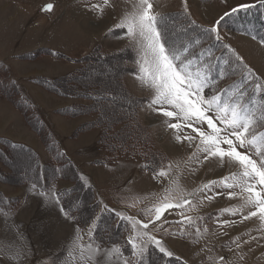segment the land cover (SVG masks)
<instances>
[{
	"label": "rangeland",
	"instance_id": "obj_1",
	"mask_svg": "<svg viewBox=\"0 0 264 264\" xmlns=\"http://www.w3.org/2000/svg\"><path fill=\"white\" fill-rule=\"evenodd\" d=\"M254 1L258 0H151V3L152 11L157 15L183 9L195 22L211 26L230 9ZM136 2L110 0L101 14L91 6L103 5V0H0V66L7 69L9 80L18 90L13 94V101L0 94V136L31 145L41 160H47L51 152L28 124L24 112L36 116L43 123V133L56 144L58 153L69 157L82 179L92 184L93 200L99 199L96 215L86 225H81L75 220L74 212H62L60 203L56 202L57 188L70 185L71 180L58 177L46 188L0 180V192L16 199L11 205L0 207V264H85L77 244L86 248L91 241L105 248L114 244L120 246L118 242L93 239L92 231L100 215L109 211L115 215L112 216L114 223L117 219L123 220L128 240L134 233L132 221L125 217L148 223L146 210L155 205L164 195L165 188H172L174 182L184 198L196 207L185 204L182 209L172 208L160 221L149 223L145 231L163 241L168 250L188 264H214L220 256L231 264H264V224L257 217L241 222V215L227 211L243 204L240 197L228 198V192H239V188L217 186L210 192L189 195L209 181L219 182L224 177H231L238 169L228 164L221 167L215 161L200 164L195 159L190 160L196 151L195 146L189 147L187 142L176 143L174 130L167 128L165 118L149 107L154 93L138 82L135 75L138 71L125 73L123 81L136 96L145 99L139 104L138 115L149 129L151 146L167 157L161 164L165 168L170 162L172 164L171 172L165 178H154L153 170L142 166L141 154L124 153L110 160L105 148L97 141L100 130L96 127L72 135L73 129L88 117H67L58 111V107L85 102L84 98L57 95L35 80L39 75L52 78L73 70L80 63L78 58L90 52L95 44L105 51L131 49L138 57L137 47L125 36L126 29L116 27L126 14L134 10ZM47 4L53 5L50 12L42 10ZM226 17L218 26L221 39L235 46L239 57L258 76L259 90L264 93V43L234 30L231 25L238 22L231 17L234 23L228 25ZM164 22H167L164 29L169 40L188 39L187 34L180 37L177 34L184 22L167 19ZM207 38L217 39L216 34L210 32ZM43 46L50 50L36 51ZM107 61L109 66L120 63L115 58L105 59ZM96 67L102 71L101 75L108 73L106 81L113 85L114 78L109 80L111 69L100 63ZM222 68L216 67L212 75H218ZM228 79H220L217 88ZM105 86L109 89V85ZM172 122L178 121L173 119ZM181 134H192L191 129L185 127ZM253 158L256 157L253 155ZM85 193L89 194L87 190H81L74 195L72 202L88 207L83 199ZM212 195L214 199L209 201L206 197ZM248 211L245 208L243 215ZM181 212L184 217L193 218L191 225L186 221L178 223L182 221ZM164 220L167 223L159 229L157 225ZM224 221L235 223L224 225ZM197 227L202 232L206 227L207 232L198 243H194ZM77 235L81 238L79 241H76ZM237 244L241 247L237 248ZM241 254L244 256L242 260L239 258ZM88 255L85 251L84 256Z\"/></svg>",
	"mask_w": 264,
	"mask_h": 264
},
{
	"label": "snow or ice",
	"instance_id": "obj_2",
	"mask_svg": "<svg viewBox=\"0 0 264 264\" xmlns=\"http://www.w3.org/2000/svg\"><path fill=\"white\" fill-rule=\"evenodd\" d=\"M109 2L110 0H103V5L93 4L91 7L102 14L104 6H108ZM249 7L252 5L242 4L238 8H232L231 12ZM52 8V4H47L42 10L50 12ZM133 9L116 27L126 29L125 36L137 47L136 79L154 93L149 107L165 118L166 127L174 130L176 143L187 142L189 147L195 146L196 151L189 158L190 160L195 159L200 164L215 161L221 167L228 164L238 169L236 173L231 174V177H224L219 182L209 181L189 195L210 192L217 186L225 189L239 188V192H228V198L240 197L243 204L235 210L227 211H231L232 215H241V222L257 217L261 224H264V132L258 131L259 128H264V94L260 95L258 101L257 93L249 95L248 90L243 87V82L239 86L217 91L218 81L224 78V72L221 71L213 76L211 64L198 58V56L202 57L203 53L193 54L189 46L180 48L174 41L169 40L163 34L166 32V29L162 27L163 17H159L152 11L151 0H137ZM229 14L225 12L208 30L215 33L218 40L221 39L218 25ZM261 43H264V40ZM255 87L260 89L261 85L257 83ZM173 119L178 122L173 123ZM185 127L190 128L192 134H181ZM253 155L256 158H253ZM171 169V162L167 168L161 164L152 169L153 176L154 178L168 177ZM230 179L231 182H229ZM214 195L206 198L211 201ZM56 202L59 203V200ZM185 204H189L192 208L196 207L184 198V194L174 182L173 187L165 188L164 195L159 201L146 210L148 223L125 217L132 221L134 233L127 240V244L130 245L128 256L124 255V249L119 245L114 244L110 248H105L90 241L86 248L77 244L81 250V259L85 260V264L89 262L91 264H145V255L150 245L164 256L172 257L173 253L165 247L163 241L156 239L145 230L148 229L149 223L154 224L155 221H160L165 212L172 208L182 209ZM245 208L249 210L247 215H243ZM61 211L63 212L64 209L61 208ZM181 216L182 221L178 223L184 221L189 225L193 223L192 217H184L182 212ZM164 223L167 221H162L157 227L163 229ZM234 223L235 221L223 222L224 225ZM206 232V227L203 232L197 227L196 239L193 242L198 243ZM180 234H183V230ZM80 239L77 235L76 241ZM236 246L241 247L239 244ZM85 251L89 253L87 257L84 256ZM239 258L242 260L243 254ZM214 264H231V262L224 256H220Z\"/></svg>",
	"mask_w": 264,
	"mask_h": 264
},
{
	"label": "trees",
	"instance_id": "obj_3",
	"mask_svg": "<svg viewBox=\"0 0 264 264\" xmlns=\"http://www.w3.org/2000/svg\"><path fill=\"white\" fill-rule=\"evenodd\" d=\"M229 13L226 17L229 19L228 25L234 23V20L230 18L236 15L234 19L238 23L231 25L234 30L254 36L261 41L264 40V3L262 0L256 1L252 7L240 8L236 12L230 10ZM238 15L240 19H238ZM158 16L163 17V28L167 23L164 22L166 19L171 22H184L180 27L182 29L177 34H180L179 37L187 34L190 38L188 37L187 40L179 38L175 41L178 47L189 46L193 54L203 53L202 57L198 56V58L205 63H210L212 72L216 67H223L221 71L224 72V78L229 79L220 88H217V91L239 86L243 82V87L248 90L249 95L257 93L256 99L259 101L260 95L264 93L255 87L257 83L259 84L258 76L240 58L241 56L234 45L222 41V39L215 41V38L213 40L207 38L208 30L213 25L195 22L183 9L169 12L167 15L159 13ZM163 34L166 35L165 32ZM215 47L217 48L215 49ZM49 50L45 46L36 49L41 52ZM109 58H115L120 63L109 66V61L105 62V59ZM136 58L135 52L131 49L122 50L119 48L105 51L99 44H95L90 52L78 58L80 63L73 70L52 78L39 75L35 80L43 88L57 95H80L84 98L85 102L58 107V111L67 117L76 115L88 117L73 129L72 135L75 136L80 131L96 127L100 130L97 141L105 148L110 160L119 154L124 155V153L141 154L143 157L141 159L142 166L152 170L167 157L164 154L162 156L157 148L154 149L155 147L151 146L149 129L138 115L139 104L141 105L145 99L136 96L123 81L125 73L137 71ZM99 63L105 65V68L111 69L109 80L114 78L113 85L106 81L108 73L104 72V75H101L102 71L97 69L96 65ZM113 71L118 73L115 74ZM105 85H109V89ZM16 90V85L11 83L8 78L7 69L0 66V94L13 101V94L18 91ZM205 92L208 90L206 89ZM24 116L51 152V156L43 161L31 145L10 137L0 136V180L15 184L31 183L37 188L50 186L53 180L58 177L71 180L70 185L57 188V199L65 211L74 212L75 220L77 219L79 224L86 225L97 212L98 201L93 200L95 197L92 185L82 179L71 160L58 153L56 144L48 140L47 135L43 133L42 121L25 112ZM258 131L264 132V128H259ZM145 152H147L146 155ZM146 165H150V167H145ZM81 190L89 192V194L85 193L83 197L88 207L72 202L74 195L76 196ZM15 201V197L0 194L1 208H5ZM97 221L92 233L93 239L97 242H118L124 249V255L128 256L130 245L127 244L123 222L114 223L112 215L108 213L100 215ZM145 264L187 263L175 254L172 257H167L154 246H149L145 255Z\"/></svg>",
	"mask_w": 264,
	"mask_h": 264
}]
</instances>
